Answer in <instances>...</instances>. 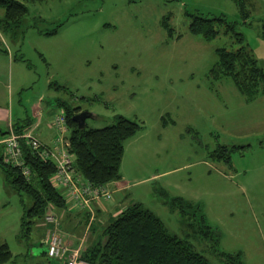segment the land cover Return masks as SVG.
Here are the masks:
<instances>
[{
  "label": "rangeland",
  "instance_id": "rangeland-1",
  "mask_svg": "<svg viewBox=\"0 0 264 264\" xmlns=\"http://www.w3.org/2000/svg\"><path fill=\"white\" fill-rule=\"evenodd\" d=\"M22 1L28 7L22 23L14 32L3 31L13 75L25 84L18 87L13 77V121L30 115L37 103L42 112L35 118L55 131L51 121L59 109L52 105L59 98L94 113L86 119L89 128L113 123L115 114L138 122L121 162L128 179L124 201H141L210 264H229L221 251H244V263L264 253V93L246 98L228 77L211 70L216 48L239 45L231 34L201 40L188 30L191 13L225 15L264 68V0H252L244 20L232 0ZM58 23L53 34L40 31ZM176 196L199 204L219 233L217 242L201 235L198 211L185 221L170 207ZM20 199L0 173V243L19 254L17 264L38 260L32 256L47 246L35 237L45 241L50 225L42 219L34 237H18ZM22 199L28 207L30 199ZM49 210L46 215L58 218L62 242L79 248L81 257L99 240L101 227L85 232L80 223L74 228L79 241L65 240L70 219L65 210ZM28 245L29 255L20 258Z\"/></svg>",
  "mask_w": 264,
  "mask_h": 264
},
{
  "label": "trees",
  "instance_id": "trees-1",
  "mask_svg": "<svg viewBox=\"0 0 264 264\" xmlns=\"http://www.w3.org/2000/svg\"><path fill=\"white\" fill-rule=\"evenodd\" d=\"M232 1L241 19L244 20L250 12L249 6L253 5L252 0ZM0 8L3 9L0 30L5 33L14 32L13 29L22 23V18L28 11L27 5L22 0H0ZM190 17L188 30L200 39L211 40L220 32L224 35L231 34L233 43L239 44L237 47L216 48V61L211 70L228 77L237 91L246 98L264 93V68L257 63L251 49L243 43L242 33L234 30L233 22L225 15L207 16L191 13ZM60 24L58 23L51 30L40 31L53 34ZM262 34L264 36V30ZM55 102L66 116L69 149L75 169L85 179L95 184L119 179L125 142L138 132L140 124L121 114H115L114 122L104 127L89 128L85 124L83 128H79L72 120V115L81 111L80 106L59 98H56ZM13 126L18 132L29 128V124L14 123ZM6 129L0 130V137ZM219 147L226 150L225 146ZM220 156L221 153H217L215 157L219 159ZM23 157L31 171L29 178L22 174L19 167L3 161L0 144V173L4 181L18 192L23 206L18 237L30 239L34 237L32 231L35 225L44 219L49 209L66 210L67 205L61 192L51 182V175L55 170L54 163L33 153L26 146L23 147ZM226 159L227 155L224 161ZM24 195L31 201L28 207L24 205L22 199ZM169 205L172 209L178 208L185 221L196 215L198 211L199 216L195 219H198L200 224L201 235L205 238H214V242H217L219 233L206 222L198 203L176 196L169 200ZM189 225L192 226V223ZM35 239L39 244L46 245L43 239L39 237ZM27 248V253L20 258L29 255V245ZM220 253L229 264H244L241 251ZM82 257L89 264H210L191 243L169 232L162 219L140 201L129 203L116 216L109 217L108 222L101 229L97 243L84 249ZM17 258L19 254H13L6 242L0 243V264H17ZM32 258L38 260L21 264H55L46 250Z\"/></svg>",
  "mask_w": 264,
  "mask_h": 264
},
{
  "label": "built area",
  "instance_id": "built-area-1",
  "mask_svg": "<svg viewBox=\"0 0 264 264\" xmlns=\"http://www.w3.org/2000/svg\"><path fill=\"white\" fill-rule=\"evenodd\" d=\"M55 135L49 142L40 140L31 129L16 131L12 123L7 125L6 132L0 137L3 161L21 169L29 178L31 171L24 161L23 147L43 159L51 160L55 170L51 175L52 184L61 192L67 208L87 211L89 220L94 218L93 204L99 200H111L112 190L107 183L95 184L85 179L74 166L73 156L69 149V128L66 116L60 109L51 121ZM47 224V255L66 264H89L81 257L79 248L68 247L62 242L57 216L51 212L44 216Z\"/></svg>",
  "mask_w": 264,
  "mask_h": 264
},
{
  "label": "crops",
  "instance_id": "crops-1",
  "mask_svg": "<svg viewBox=\"0 0 264 264\" xmlns=\"http://www.w3.org/2000/svg\"><path fill=\"white\" fill-rule=\"evenodd\" d=\"M3 35L4 33L0 30V97L2 99V101L0 102V130H5L9 123L29 124L28 129H31L40 140H42L43 142H49L54 137L55 131L54 130L51 131V128H50L51 125L49 123L43 125L42 118L38 120L36 119L37 117L35 118L36 115L39 116L42 112L41 110L39 111V109H41V106L39 104L37 103L31 104L30 105V109H31L30 115L28 114V112H26L27 110L25 109V112H26L25 117H22V118L18 117L17 118L18 120L16 122L13 121L14 108H13V93H12L13 87L12 86H13V80H14L13 77L14 78H17V77L13 75V71H12L14 67L13 66L14 57H13L12 51L9 49L8 44L5 41ZM19 80L20 78L19 79L17 78V80L15 79V81L18 82V85H19L18 87L21 88L25 84H23V80H20V81ZM49 84H51V82ZM52 107H54V109L58 108L60 110V107H58V104H56V102L54 103V105H52ZM19 114H21V112L18 110L15 113V116ZM1 126H3V128H1ZM127 180L128 179H126L125 176L121 173V166H120V178L107 183L110 189L112 190V199L107 200V201L99 200L95 202L93 204L94 218L91 221L89 220V222H88L89 213L87 211H84V210L77 211L73 209L69 210L66 207L65 212L68 218L70 219V224H72V226H71L70 231L63 230V236L65 237L64 239L67 241H70L76 238L74 243L79 239V236H77V233L79 231L76 232V229H74L79 223L81 224V226L82 225L84 226L86 224L85 232L89 228H90V232H93L91 230L95 231L99 227H101L102 229V227L108 222L109 217L117 215L126 205H128L129 203L127 204L124 201V196H123V190L128 186ZM118 191H120L121 193L120 197L114 198V194ZM90 242L91 240H88L87 244ZM237 251H241V250H237ZM229 252H236V251H229ZM241 253H242V259H243L244 251H241ZM260 254H256L257 258L253 257L251 259V262L249 261L250 263L248 262L244 263L245 262L244 261L245 258H244L243 263L244 264H264V253H260Z\"/></svg>",
  "mask_w": 264,
  "mask_h": 264
},
{
  "label": "water",
  "instance_id": "water-1",
  "mask_svg": "<svg viewBox=\"0 0 264 264\" xmlns=\"http://www.w3.org/2000/svg\"><path fill=\"white\" fill-rule=\"evenodd\" d=\"M94 113L81 110L75 114L72 115V120L78 125L79 128H83L86 124V119L88 117H93Z\"/></svg>",
  "mask_w": 264,
  "mask_h": 264
},
{
  "label": "flooded vegetation",
  "instance_id": "flooded-vegetation-1",
  "mask_svg": "<svg viewBox=\"0 0 264 264\" xmlns=\"http://www.w3.org/2000/svg\"><path fill=\"white\" fill-rule=\"evenodd\" d=\"M263 72H264V70H263Z\"/></svg>",
  "mask_w": 264,
  "mask_h": 264
}]
</instances>
